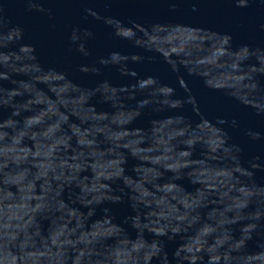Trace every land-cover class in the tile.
<instances>
[{
    "label": "water",
    "instance_id": "1",
    "mask_svg": "<svg viewBox=\"0 0 264 264\" xmlns=\"http://www.w3.org/2000/svg\"><path fill=\"white\" fill-rule=\"evenodd\" d=\"M0 264H264V0H0Z\"/></svg>",
    "mask_w": 264,
    "mask_h": 264
}]
</instances>
